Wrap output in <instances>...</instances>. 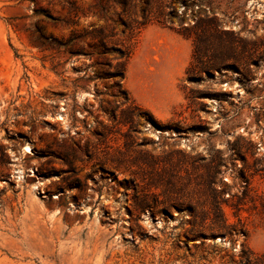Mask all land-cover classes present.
Instances as JSON below:
<instances>
[{"label": "rangeland", "instance_id": "rangeland-1", "mask_svg": "<svg viewBox=\"0 0 264 264\" xmlns=\"http://www.w3.org/2000/svg\"><path fill=\"white\" fill-rule=\"evenodd\" d=\"M0 264H264V0H0Z\"/></svg>", "mask_w": 264, "mask_h": 264}, {"label": "trees", "instance_id": "trees-1", "mask_svg": "<svg viewBox=\"0 0 264 264\" xmlns=\"http://www.w3.org/2000/svg\"><path fill=\"white\" fill-rule=\"evenodd\" d=\"M149 20L150 19H148L146 15L143 16L142 21L137 24L136 34H139L141 32V30L145 27V25L149 22ZM125 30L129 31V35L131 34L130 37H133L132 34L133 29L127 24H125ZM101 45L104 50L110 49L111 51L117 54L115 65L112 66L111 63L108 64L109 71L107 72L106 75H110L111 77H118L119 78L118 85L121 87L122 85L121 82L125 77L126 64L131 55L132 48L130 45L126 44V42H123L121 45L116 43L113 46L109 47V49L106 48L104 42H101ZM122 92L123 95L125 96L126 101H129L130 99L127 92L125 90H122Z\"/></svg>", "mask_w": 264, "mask_h": 264}]
</instances>
